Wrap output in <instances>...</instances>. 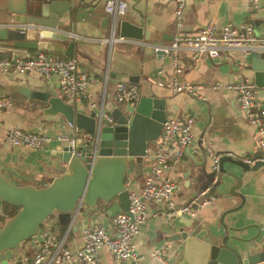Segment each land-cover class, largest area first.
Listing matches in <instances>:
<instances>
[{
	"label": "crops",
	"instance_id": "0c3cea01",
	"mask_svg": "<svg viewBox=\"0 0 264 264\" xmlns=\"http://www.w3.org/2000/svg\"><path fill=\"white\" fill-rule=\"evenodd\" d=\"M110 0H81L80 12L72 24L64 18L68 32L76 38L85 40L76 42L72 53L78 62L79 71L87 72L91 76L85 97L76 101L84 105L87 112L94 108H101L104 102L119 105L115 98V90L119 81L130 82L129 78L118 80V75H140V95L154 91L158 97L167 100L168 118L178 116H194L196 124L193 129L195 139L185 152L183 158L168 170L164 178L176 183V200L178 204H186L201 188L213 189L212 158L209 156V146L222 157L236 160L254 159L260 153L258 140L261 138L256 126L249 123L237 101L233 91L216 89L215 86L228 85L241 77H248L257 84L252 67L251 55L244 56L240 50H225L219 58L207 55L200 60H194L189 49L181 48L179 54L183 61L184 71L180 75L181 81H187L203 86L200 96L188 92L174 93L170 89L160 87L158 82L169 81L173 78V55L158 59L156 55L147 56L144 46L159 45L168 47L176 37L191 35L203 29L209 21H215L220 27L232 24L240 27L248 23L261 41L264 40V0L262 9L249 10L248 0H188L179 24L176 15L177 3L166 0H125L128 12L120 18L130 20L143 27L144 39L120 40L118 28L112 17L106 12L105 5ZM20 3L21 1H16ZM9 0H0V21L14 18L17 22H24L20 15L8 16L2 8H7ZM119 18V19H120ZM62 23V22H60ZM62 25V24H61ZM100 40H103L101 42ZM26 41L30 46L31 56L40 52L50 53L59 58H71L65 53L68 43L44 39L40 31H28ZM6 58L13 57L6 53ZM108 80L106 81V76ZM25 86L32 91H50L54 95H62L58 77H44L37 72L19 75L15 72L0 74V96L11 98L13 105L3 108L0 113V170L6 173L15 183L20 185L32 184L37 187L46 185L49 177L60 175L65 167L56 161L52 151L61 146V142L53 140L45 149H34L25 146H14L6 140V133L10 128H21L37 131L57 137L62 133L74 136L77 132L63 117H50L43 113L44 102L34 97H27L20 91ZM258 100L264 101V87L257 86ZM104 100V101H103ZM105 112H108L105 109ZM111 115V114H108ZM75 126V125H74ZM84 130H78V133ZM156 141L149 146L147 164L142 168L139 176L132 173L127 182L134 188H141L154 163ZM61 164V165H60ZM221 166V161H220ZM224 167L243 175L240 188L232 187L238 182L227 173H218L219 184L211 193L215 200L198 211L196 219L187 216H172L167 214L163 204L148 203L149 216L136 238L139 253L143 259L138 264H159L153 256L158 247H165L169 252V261L178 264L183 250L181 241L170 240L179 228L188 229L191 224H198L203 229L206 226L219 225L225 216L229 220L234 213L230 210L239 208L238 215L246 224L260 223L264 226V168L258 172L244 173L233 163L226 161ZM205 168L208 176H201ZM216 178V177H215ZM216 181V180H215ZM244 198V199H243ZM105 205V204H104ZM109 206H98L94 213L82 220H76L74 226H63L57 215L46 221L42 229L57 234L64 240V245L73 251L82 247V230L95 224L110 227L112 215L107 214ZM77 226V227H76ZM251 230V233H254ZM215 233H222L216 229ZM24 243L23 251L15 253L16 258L32 252L41 241ZM0 264H2L0 262ZM12 264V261L10 262ZM100 264H130V261L118 262L108 249L102 253Z\"/></svg>",
	"mask_w": 264,
	"mask_h": 264
},
{
	"label": "water",
	"instance_id": "95a60500",
	"mask_svg": "<svg viewBox=\"0 0 264 264\" xmlns=\"http://www.w3.org/2000/svg\"><path fill=\"white\" fill-rule=\"evenodd\" d=\"M9 0L7 8H2L8 16H23L24 22L14 18L0 21V52L9 54L16 61L18 58H30V46L26 38L28 31H40L44 39L68 43L65 51L73 57L71 50L78 39L68 32L64 24L67 18L73 24L80 12L81 0ZM262 3H259L262 9ZM62 22V23H60ZM62 24V25H61ZM118 35L122 38L143 40V27L127 19L116 21ZM144 53L156 55L158 59L170 56L165 46H144ZM252 67L257 86L264 87V51H255L251 55ZM139 83L140 75H118L122 80ZM21 93L44 102L43 113L50 117H63L78 130L96 133L100 125L99 108L87 112L84 105L68 100L62 95H54L50 91H32L21 86ZM113 122L107 118L102 121L101 139L98 151L84 150L80 156L73 154L70 144L62 143L52 151L53 157L65 167L56 177H49L46 185L37 187L32 184L15 183L6 173L0 170V262L10 264L15 253L29 241H37L42 225L57 215L60 224L71 226L75 221L82 220L88 213L97 211L99 203L108 205L109 216L117 211L128 212L130 206L127 179L132 173L139 176L147 164L149 146L160 137L164 124L168 119L167 100L160 98L152 90L148 94L139 95L131 103L116 105L108 102L105 106ZM77 150L83 146L77 145ZM95 159L93 160V158ZM229 161L244 173L258 172L264 168V150L255 156V163L236 160L229 157L221 158V173H227L237 184H243V175L229 171L224 167ZM60 164V165H61ZM220 172V171H219ZM219 175L213 171V180ZM201 176L207 177L205 168ZM220 177L210 191L215 193ZM207 187L201 188L205 190ZM213 193V194H214ZM244 199V198H243ZM8 205L18 208L17 213L4 218V207ZM239 208L230 210L234 213L229 220L225 216L219 225L206 226L202 229L198 224H191L188 229L179 228L170 240L181 241L183 250L178 264H264V226L260 223L246 224L238 215ZM7 219V220H6ZM77 227V226H76ZM220 229L222 233H215ZM254 230V233H251ZM130 264H138L130 260Z\"/></svg>",
	"mask_w": 264,
	"mask_h": 264
},
{
	"label": "built area",
	"instance_id": "2783aa9c",
	"mask_svg": "<svg viewBox=\"0 0 264 264\" xmlns=\"http://www.w3.org/2000/svg\"><path fill=\"white\" fill-rule=\"evenodd\" d=\"M177 3L176 15L178 23L182 21L183 9L188 0H166ZM260 0H248L249 10L255 12L259 8ZM106 12L112 17L116 25L118 18L128 12V3L125 0H110L105 5ZM120 40H127L121 38ZM103 42V40H100ZM173 55L174 73L169 81L158 82L160 87L170 89L174 93L188 92L200 96L203 86L187 81H181L180 75L184 71L183 61L179 54L181 48L189 49L194 60H200L207 55L219 58L225 50H240L244 56L252 55L255 51H264V40L261 41L253 32V27L244 23L240 27L227 24L222 27L215 21H209L199 32L191 35L176 37L172 44L165 47ZM15 72L23 75L37 72L44 77H58L60 80L62 96L68 100L79 101L85 97L91 76L84 71H79L78 62L74 58H59L50 53L40 52L30 58L0 59V74ZM108 75L106 76V81ZM216 89L233 91L237 95L240 109L249 123L256 126L261 138L258 144L264 149V101L258 100L257 84L248 77H241L236 82L228 85L219 84ZM140 95L139 87L127 81H119L115 90V98L119 104H133ZM104 101V100H103ZM13 105L11 98L0 96V113L3 108ZM105 103L101 104L99 121L96 133H78L69 136L62 133L57 137L37 131L21 128H10L6 133V140L14 146H25L34 149H45L53 140L70 144L73 154L80 156L84 150L98 151L101 139L102 121L107 118L113 122V117L105 112ZM194 116H172L164 124L162 133L157 139L154 163L141 188H134L128 183L130 190V206L128 212L117 211L113 213L110 227L95 224L82 230V247L73 251L64 245V240L57 234L46 229H41L42 239L35 248L34 256L29 253L20 258L14 257L12 264H100L104 249H108L113 258L118 262L130 260L139 261L143 255L139 253L136 238L141 227L149 216L148 203L163 204L167 214L172 216H187L196 219L199 209L210 205L215 197L209 190L199 191L186 204H178L176 200L177 185L165 173L178 163L195 139L193 129L196 124ZM82 145L83 150H77V145ZM209 156L212 158V169L220 171L221 156L209 146ZM95 157L93 158V160ZM253 164L254 159H246ZM217 181V176L215 178ZM214 180V183L216 182ZM40 234V233H39ZM39 240V239H38ZM37 240V241H38ZM169 252L165 247L155 249L153 256L159 264H173L169 261Z\"/></svg>",
	"mask_w": 264,
	"mask_h": 264
},
{
	"label": "trees",
	"instance_id": "16d2710c",
	"mask_svg": "<svg viewBox=\"0 0 264 264\" xmlns=\"http://www.w3.org/2000/svg\"><path fill=\"white\" fill-rule=\"evenodd\" d=\"M6 57H7L6 55L1 54L0 59L1 58H6ZM99 206L102 207V206H105V205L102 202H100L99 203ZM17 211H18V208H15V207H11V206L6 205L4 207V210H3L2 214L5 216L4 218H10V217L14 216L17 213ZM44 224L42 225V228H43ZM29 254H30V256H34L35 250H33L32 252H30Z\"/></svg>",
	"mask_w": 264,
	"mask_h": 264
},
{
	"label": "rangeland",
	"instance_id": "374dc122",
	"mask_svg": "<svg viewBox=\"0 0 264 264\" xmlns=\"http://www.w3.org/2000/svg\"><path fill=\"white\" fill-rule=\"evenodd\" d=\"M0 92H1V91H0ZM81 134H82V133H81ZM128 178H130V175H129V177H128ZM7 219H8V218H7ZM7 219H6V220H7ZM23 248H24V244L21 246V248H20V250H19V251H21V250L23 251ZM29 253H30V252H29Z\"/></svg>",
	"mask_w": 264,
	"mask_h": 264
}]
</instances>
